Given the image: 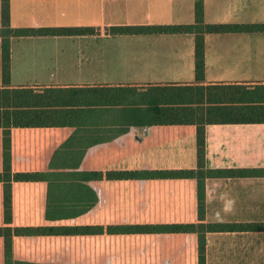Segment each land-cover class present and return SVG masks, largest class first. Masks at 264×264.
<instances>
[{"label": "crops", "instance_id": "crops-1", "mask_svg": "<svg viewBox=\"0 0 264 264\" xmlns=\"http://www.w3.org/2000/svg\"><path fill=\"white\" fill-rule=\"evenodd\" d=\"M203 21L264 24V0H203ZM193 22L194 0H9L13 29H97L11 36L7 86L0 37V91H7L0 123L9 130L10 169L45 174L11 181L9 223L0 182V227L51 230L13 236L12 264H198L196 233L107 231L197 223L194 178L83 175L197 168L196 126L156 123L146 93L153 85L195 84L194 35L106 34L114 25ZM202 84L264 85V32L204 34ZM203 136L206 169L264 170V122L210 123ZM204 188L205 223H264V175L208 177ZM85 226L103 231L58 230ZM205 240V264H264V230L207 232Z\"/></svg>", "mask_w": 264, "mask_h": 264}, {"label": "trees", "instance_id": "trees-1", "mask_svg": "<svg viewBox=\"0 0 264 264\" xmlns=\"http://www.w3.org/2000/svg\"><path fill=\"white\" fill-rule=\"evenodd\" d=\"M0 37L2 39V83L9 84V38L11 36H60L93 35L95 27H55V28H11L9 24V0H1ZM264 32V24H206L203 21V0H194V22L185 25H114L106 29L108 35L135 34H175L189 33L195 38L194 73L195 84L153 85L146 93L155 105L159 121L165 124H193L196 126L197 168L181 171L154 172H91L83 174L88 179H133V178H194L197 182V217L194 224L145 225L107 227V231L117 232H161L196 233L198 237V264H205V234L219 231H260L264 223H205V188L208 177H248L264 175V170H209L204 166V126L210 123H256L264 122V85L253 87L238 84L203 85V35L207 33ZM6 90L0 91V104L5 103ZM3 127V184L4 221L11 220L10 185L11 181H35L45 179V174L12 173L10 169L9 130ZM95 196L87 204L95 203ZM86 207V208H87ZM48 211V210H47ZM48 215V213H47ZM61 233H101L100 226L79 228H59ZM44 231L42 228L0 227V237L4 240L5 264H12L11 240L17 235H34ZM17 264V263H15Z\"/></svg>", "mask_w": 264, "mask_h": 264}, {"label": "rangeland", "instance_id": "rangeland-1", "mask_svg": "<svg viewBox=\"0 0 264 264\" xmlns=\"http://www.w3.org/2000/svg\"><path fill=\"white\" fill-rule=\"evenodd\" d=\"M257 23H259V22H257Z\"/></svg>", "mask_w": 264, "mask_h": 264}]
</instances>
